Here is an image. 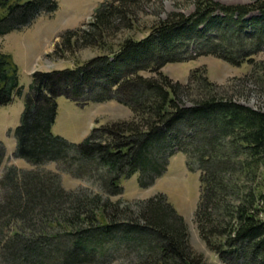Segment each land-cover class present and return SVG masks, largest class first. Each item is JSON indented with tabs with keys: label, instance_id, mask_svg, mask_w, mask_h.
I'll use <instances>...</instances> for the list:
<instances>
[{
	"label": "trees",
	"instance_id": "1",
	"mask_svg": "<svg viewBox=\"0 0 264 264\" xmlns=\"http://www.w3.org/2000/svg\"><path fill=\"white\" fill-rule=\"evenodd\" d=\"M148 1L101 2L84 29L63 31L58 47L61 55L76 46L104 52L75 67L31 73L14 156L34 166L55 162L73 177H90L99 191L66 190L51 170L7 168L0 178V264H109L117 251L125 261L116 264H214L190 247L182 216L162 194L109 199L134 172L139 186L151 184L175 152L199 170L194 220L208 250L221 264H264V110L220 96L196 69L188 76L200 93L183 106L186 86L159 71L192 48V56L247 63L264 74V59L254 60L264 54V0H194L188 14L170 13L111 49L112 35L130 28ZM55 9V0H0V36ZM17 71L0 50V104L20 94ZM59 95L78 105L113 99L131 118L94 126L71 144L50 131ZM2 151L0 143V161Z\"/></svg>",
	"mask_w": 264,
	"mask_h": 264
},
{
	"label": "rangeland",
	"instance_id": "2",
	"mask_svg": "<svg viewBox=\"0 0 264 264\" xmlns=\"http://www.w3.org/2000/svg\"><path fill=\"white\" fill-rule=\"evenodd\" d=\"M104 0H55L56 9L50 16H39L29 25L20 29L11 30L0 36V50L11 55L17 65V80L20 86V94L13 95L11 100L0 104V143L3 154L0 161V178L7 168L17 170H31L41 168L58 173L61 186L66 189H84L98 192V184L90 177H73L59 170L55 162H46L38 166L30 165L23 159L14 156L15 151V127L19 123L23 109L25 95L30 84V75L35 71L60 70L67 67H75L90 58L104 52V50L91 46H76L71 51L65 50L59 54L58 45H62L63 31L80 28L84 29L90 20L94 9ZM194 0H150L141 4L135 14L130 28H123L114 33L111 49L126 37L140 38L148 31L149 26L166 18L170 13L180 12L188 14L194 8ZM221 4H244L252 0H213ZM191 54L183 61L169 62L162 65L159 71L172 82H178L184 87L179 97L183 106L191 104L200 92L193 82L189 81V73L196 69L197 77L205 79L214 85L218 94L251 108L264 110V74L251 73L252 66L247 63L230 65L216 56ZM264 59V54L259 52L254 60ZM143 75H150L143 72ZM262 74V77L259 76ZM195 82V81H194ZM193 84V85H192ZM186 93V95H185ZM55 117L50 131L68 143H79L94 126L129 120L130 109L116 100H104L102 102H88L78 105L62 95L55 97ZM165 171L155 178L149 185H138V173L134 172L129 177L122 179V192L109 196L110 200H126L135 202L146 199L156 194H162L166 201L172 205L176 212L182 216L188 233L190 247L201 254L207 262L221 264L219 259L208 250L205 242L199 236L194 220V211L199 195V170L193 159L186 153L175 152L168 157ZM90 169V164L86 165ZM115 253H118L115 252ZM108 256L109 264L125 261L123 255ZM131 256H128L129 260Z\"/></svg>",
	"mask_w": 264,
	"mask_h": 264
}]
</instances>
